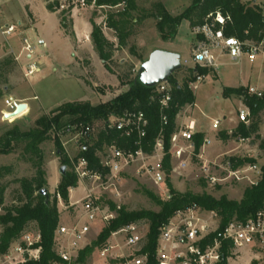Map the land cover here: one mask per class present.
<instances>
[{"label":"rangeland","instance_id":"rangeland-1","mask_svg":"<svg viewBox=\"0 0 264 264\" xmlns=\"http://www.w3.org/2000/svg\"><path fill=\"white\" fill-rule=\"evenodd\" d=\"M247 1H245L246 4H255L252 2L254 0ZM256 1L264 8V0ZM155 3L162 4L171 15L177 16L191 5L192 0H134V8L131 9L128 20L134 17L135 21L137 18L139 21L133 26L129 25L130 31L121 45L118 33L107 26V22L111 14L123 11L125 4L112 7L91 3L82 7L75 0H7L6 3L4 2L3 13L0 15V56L4 50H13L15 53H19L21 49L25 51L24 47L29 43L33 48V60L37 59L35 63L41 66L38 58L43 57L49 64L42 66L40 73L29 78L22 65L17 64L16 67H12L3 64L5 58L14 56L12 52L0 58V92L3 93L0 97V136L16 124L24 130L35 127L39 117L68 101L85 100L92 104H99L115 98L128 89L129 84H125L126 80L134 79L138 75L142 63L155 49L180 53L183 67L172 77L180 84L191 80L195 76L192 69L196 66L192 52L197 42V38L192 33L193 26L188 20H183L176 37L171 41L164 40L158 29L157 19L150 16ZM63 22H65V28ZM92 22L99 25L105 36L113 43V57L107 65L100 58L92 42ZM8 24H13L15 31L5 36L2 33V27L6 28ZM42 41L45 44H42ZM26 54H28L27 51L22 56L23 60L27 59ZM263 61L264 57L250 61L245 56L242 61H234L228 56H222L217 70L210 69L198 89L194 90L196 105L184 107L182 117L184 118L185 115L192 117L203 125L204 130L210 133L211 144L201 148L202 158L199 155H193L185 170L174 171L167 176L179 192L193 194L207 192L217 198L226 195L230 199L239 200L245 188L251 185L247 180H228L213 186L206 177L203 166L212 167L215 175H225V172V174L221 173L213 166H219V164L227 166L230 158L242 160L254 158L257 160L255 163L257 166L263 163L262 151L258 148L259 140L255 137L245 141L237 137L228 140H222L219 137L221 131L227 130L231 133L237 127L240 101L244 102L241 96L233 94L227 96L224 89L240 84L241 74L243 79H247L251 74V67L254 70L250 82L255 84L259 79L261 81L259 87L264 88V78L260 68ZM54 67L57 70H53ZM168 84L173 89V86ZM35 95H37L36 99L33 98ZM11 97L18 101L30 102L31 107L21 116L7 120L3 113L6 110L5 100ZM215 120L221 123L219 129L212 128ZM104 126L103 121H97L92 126L91 135L79 142L73 138L74 134L61 133L60 141L66 144L64 148L69 158L76 161L84 143L93 145ZM262 132L264 133V117L260 129L261 135ZM51 136L50 140L41 144L42 169L45 171L44 177L47 180L45 188L49 191L50 201L55 204L57 188L63 181V175L60 172L63 164L57 155L55 132L51 133ZM28 157L24 155L23 145H19L11 154L0 155V167L10 166L11 168L2 180L7 184V189L4 205L0 206V215L5 213V207L17 202V197L21 193L19 180H32L38 175V168L33 161L28 160ZM249 165L254 164L245 163L244 166ZM73 170L74 166L71 163L67 166V172L71 173ZM250 176L255 178L256 174L250 173ZM167 178L165 183L157 185L146 170L142 169L140 164H136L126 168L119 178L113 179L108 184L106 181L102 184V181L94 183L91 180H79L78 187L70 190L69 204L65 203L59 195L57 196L61 224L71 225L77 222L81 204L74 203L81 202L88 187L94 188L95 196L99 198L98 202L105 212L112 211L110 202H114L118 207L125 206L128 210L158 211L160 206L146 194L145 190L153 191L166 200L165 192L169 190ZM140 223L146 231L149 230V224L146 221ZM91 224L92 230L87 235L84 247L91 245L102 229L108 225L101 219ZM2 230L3 226L0 224V232ZM27 231L37 232L36 223H31ZM112 242L111 236L107 244ZM100 250L96 248L85 263L103 264L99 255ZM254 253L263 255V250L244 248L240 256L230 260L229 264H257Z\"/></svg>","mask_w":264,"mask_h":264},{"label":"trees","instance_id":"trees-1","mask_svg":"<svg viewBox=\"0 0 264 264\" xmlns=\"http://www.w3.org/2000/svg\"><path fill=\"white\" fill-rule=\"evenodd\" d=\"M92 1L88 0V4H91ZM96 4L112 7L125 4L124 10L111 14L107 22V26L116 30L119 42L123 45L124 38L130 31V26L139 21L138 18L135 21L134 17L128 20L131 9L134 8V0H96ZM153 11L150 16L157 19L158 29L164 40L171 41L176 37L183 20H188L194 27L202 24L209 14L220 12L229 18L225 28L227 35H234L242 40L263 43L264 45V8L258 4H246L242 0H192L191 5L177 16L171 15L160 3L154 4ZM92 25V42L100 58L107 65L113 57V43L105 36L99 25L95 22H92ZM63 26L66 27L65 22H63ZM3 64L12 67L17 66L13 56L5 58ZM210 69L196 65L192 69L195 76L183 84L171 76L169 83L173 86L172 101L169 109L166 110L168 124L164 127L166 150L170 148L171 136L177 128V115L187 105L195 104V93L189 87L190 82L194 81L198 74L207 75ZM126 77L128 76L126 75ZM125 84H129L128 89L107 102L92 104L85 100L68 101L51 110L48 114L39 117L35 122V127L24 130L16 124L0 136V155L11 154L19 145H23L24 155L27 157L30 155L28 160L33 161L39 171L32 180H19L21 193L17 197V202L5 207V213L0 215V224L3 226V230L0 232V255L7 252L11 244L28 230L31 223H36L42 236L40 258L22 264H52L61 260L56 252L55 243L56 231L61 225L57 196L59 195L65 203L69 204L70 190L78 187L79 177L74 170L63 176V181L56 191L55 204H52L50 200L46 202L45 196L40 194V191L47 186V180L44 177L45 171L42 169L41 144L52 138L51 133L61 131L68 126H93L97 121H103L105 127L99 133L95 143L93 145L84 143V147L76 160L84 158L88 161L90 169L107 173V170L101 165V158L98 153L105 144L116 142L123 148H136L134 139L123 136L120 131L115 129H107V122L111 117L120 116L127 110H142L149 119L147 138L144 140L143 148L146 152L153 150L156 138L162 129L161 108L158 99L155 98L156 87H146L138 80V75L134 79L126 80ZM224 93L227 96L233 94L243 97V101L250 108L251 118L249 124L240 122L231 133L224 130L219 133V137L222 140L233 137L246 139L255 137L259 140L258 148L262 151L263 163L259 166L261 178L258 183L247 186L242 198L237 200L230 199L226 195L217 198L207 192L202 194L182 193L167 178V186L172 194L171 199L164 200L153 191L145 190L146 194L160 206L158 211L128 210L125 206L118 207L114 202H110L111 210L116 213V216L102 229L91 245L80 250L78 258L80 263L87 262L96 248L102 249L107 244L112 232L118 231L132 222L146 221L149 224L148 245L146 247V251L149 253L148 264H156L155 249L160 227L167 223L177 210L185 209L193 204H198L206 210H214L220 217L221 229H224L234 219L244 221L264 208V136L260 134L264 117V97L260 98L249 94L245 87H226ZM2 94L0 92V97ZM204 136L203 133L199 132L194 135L197 152L203 144ZM54 139L61 163L70 166L71 160L66 154L60 138L55 135ZM230 160L235 167L244 166L245 163L255 164L257 162L254 158H246V160L230 158ZM164 165L165 171L169 175L172 169L170 155L166 156ZM10 170V166L0 167V206L4 205L7 189V184L3 183L2 180ZM36 192L37 194H35ZM230 247L231 243H227L224 249L225 264L228 263Z\"/></svg>","mask_w":264,"mask_h":264},{"label":"built area","instance_id":"built-area-1","mask_svg":"<svg viewBox=\"0 0 264 264\" xmlns=\"http://www.w3.org/2000/svg\"><path fill=\"white\" fill-rule=\"evenodd\" d=\"M78 5L85 7L88 0H75ZM96 4V0L92 1ZM3 13V0H0V15ZM229 18L220 12L211 13L202 24L193 27L192 33L197 38L193 49V61L196 65L216 69L219 66V59L228 56L234 61H242L247 56L250 61H255L259 57H264L263 43L249 40H242L234 35H227L225 28ZM15 31L13 24L2 27L5 36L11 35ZM27 43V39H25ZM28 54H33L32 46L27 43L24 47ZM40 70L36 63H30L26 76H32ZM206 75L198 74L196 79L190 82L189 87L194 91L198 89L200 83ZM169 82L162 83L156 87L155 98L158 99L161 108L162 129L156 138L154 148L151 152H146L143 148L144 140L147 138V128L149 119L142 110H127L120 116H113L107 122V129L120 131L123 136L134 139L136 148L120 147L116 142L105 144L100 150L101 165L107 173L92 170L88 166V161L79 158L74 161L70 158L74 166V171L79 180L104 181L108 184L119 176L131 165L140 164L142 169L151 176L157 185L165 183L167 173L164 162L167 155H170L171 172L185 170L191 157L203 154L201 148L211 144L209 138H204L203 144L196 151L194 135L196 126L194 121L189 123H178L175 132L171 136L170 148L166 150L164 127L168 124L166 110L169 109L172 101V88ZM248 93L257 97H264V88L249 85L246 87ZM20 101L15 98L5 100L6 110L4 114L11 113L16 109ZM238 109V121L245 124L250 123V108L240 102ZM182 111V110H181ZM180 111V112H181ZM180 113L177 115V119ZM12 119V118H11ZM10 120V119H7ZM220 121L213 122V128L218 129ZM105 127V126H104ZM74 134V139L79 142L91 135L92 126L85 127L68 126L61 131H56L59 138L61 133ZM61 139V138H60ZM241 141L246 138H239ZM65 147V143H62ZM217 164V163H216ZM215 170L225 175H215L212 167L203 166L209 182L216 186L225 181L247 180L257 184L261 178L260 167L256 164L249 166H233L229 160L227 166H213ZM255 173V178L250 176ZM166 200L172 198L168 190L165 192ZM95 196L94 188H86L85 196L81 202V210L77 222L71 225H60L56 231L55 243L56 252L60 261L52 264H86L78 261L80 250L84 247L87 235L92 230V224L98 219L109 223L115 218L114 211L105 212ZM148 231L139 222L129 223L118 231L112 232L113 242L106 244L100 250V258L103 264H148L149 253L146 251L148 245ZM42 236L39 231H25L20 238L14 241L6 253L0 255V264H22L31 260H38L42 250ZM227 243H231L230 260L240 256L244 248L261 249L264 257V208L246 220L231 221L224 229H221V221L218 213L214 210H206L198 204H193L185 209H179L167 223L161 225L157 246L155 249L156 264H225L224 249Z\"/></svg>","mask_w":264,"mask_h":264},{"label":"water","instance_id":"water-1","mask_svg":"<svg viewBox=\"0 0 264 264\" xmlns=\"http://www.w3.org/2000/svg\"><path fill=\"white\" fill-rule=\"evenodd\" d=\"M182 67V55L180 53L155 49L150 53L148 59L142 63L138 73V80L146 87L154 88L162 83L169 82L171 76ZM26 109H28L27 103L20 102L13 112L4 114V118H17ZM60 172L63 176L66 175L67 165H62ZM40 194L45 196L46 202L50 200L47 188H43Z\"/></svg>","mask_w":264,"mask_h":264},{"label":"crops","instance_id":"crops-1","mask_svg":"<svg viewBox=\"0 0 264 264\" xmlns=\"http://www.w3.org/2000/svg\"><path fill=\"white\" fill-rule=\"evenodd\" d=\"M6 1L7 0H3V3L5 2L6 3ZM242 1H246V2H248L247 0H242ZM252 2H254L255 4H257L258 2L256 1V0H254V1H252ZM42 44H45V42L44 41H42ZM9 52H12L13 54H14V56H16V57H14L13 55V57H14V59L16 60V62H17V64H20V65H22V68H23V70H24V72H26L27 71V69H28V66L29 65H27V64H29V63H35V61L37 60V59H35V60H33V54L32 55H30V54H26V60H23V55H24V53H25V51H23V49H21V51L19 52V53H15L13 50L12 51H6V50H4V51H2V53H1V56H0V58L1 57H4L5 55H7V53H9ZM39 59V61L41 62V66L40 65H38L39 67H40V70L37 72V73H40L41 72V70H42V66H46V65H48L49 63L47 62V60H45V59H43V57H39L38 58ZM26 61V62H25ZM260 68H261V70H262V77L264 78V61L262 62V65L260 66ZM251 69V74L248 76V78L247 79H243V76H242V74H241V81H240V84H238V85H234V86H232L231 88H239V87H247V86H249V85H254V86H260V84H261V81L258 79L257 81H256V83L254 84V83H251L250 82V78H252V72H253V67H251L250 68ZM53 70H57V68H53ZM37 73H35L34 75H36ZM244 74V73H243ZM34 75H32V76H34ZM32 76H30V77H32ZM29 77V78H30ZM28 78V79H29ZM23 99L25 98V97H22ZM34 99H36L37 98V95H35L34 97H33ZM22 99V100H23ZM20 102H25L26 103V101H20ZM241 102V101H240ZM27 105H28V108H30L31 107V104H30V102H28L27 103ZM196 105V104H195ZM182 114H183V112L181 111L180 112V115L178 116V119H177V121H178V123H189L190 121H194L195 122V126H196V132L198 133H203L205 136H204V138H209L210 139V137H209V134L210 133H208V132H206L205 130H204V127H203V125H200L197 121H195V119H193L192 117H186V115H185V117L183 118L182 117ZM221 124V123H220ZM212 128H213V124H212ZM220 128V125H219V127H218V129ZM214 129V128H213ZM227 131V130H226ZM229 132V131H228ZM262 136H264V133L262 132ZM72 190H74V188H72ZM254 259H255V263H257V264H264V257H263V255H257V254H255L254 253ZM254 259H252V260H254Z\"/></svg>","mask_w":264,"mask_h":264},{"label":"bare ground","instance_id":"bare-ground-1","mask_svg":"<svg viewBox=\"0 0 264 264\" xmlns=\"http://www.w3.org/2000/svg\"><path fill=\"white\" fill-rule=\"evenodd\" d=\"M28 109H26L23 113H25Z\"/></svg>","mask_w":264,"mask_h":264}]
</instances>
